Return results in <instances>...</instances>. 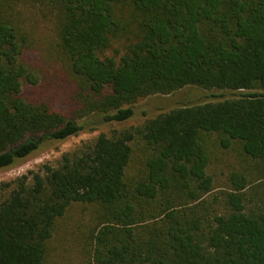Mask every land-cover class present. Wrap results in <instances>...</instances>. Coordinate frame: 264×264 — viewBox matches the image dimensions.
I'll return each mask as SVG.
<instances>
[{"label":"trees","instance_id":"trees-1","mask_svg":"<svg viewBox=\"0 0 264 264\" xmlns=\"http://www.w3.org/2000/svg\"><path fill=\"white\" fill-rule=\"evenodd\" d=\"M20 6L53 17L75 102L47 89L26 96L40 78L24 61L32 44ZM124 10L134 40L120 58L104 56L126 28ZM188 87L209 95L1 184L0 264H47L56 224L75 205L98 213L94 264H264V207L246 193L248 178L233 173V191L205 200L213 137L264 171V0H0V171Z\"/></svg>","mask_w":264,"mask_h":264},{"label":"rangeland","instance_id":"rangeland-1","mask_svg":"<svg viewBox=\"0 0 264 264\" xmlns=\"http://www.w3.org/2000/svg\"><path fill=\"white\" fill-rule=\"evenodd\" d=\"M15 15L20 29L29 36L32 44L24 61L29 69L40 78L39 87L25 84V94L28 99L37 100L38 97H43L41 92L47 89L54 95L61 91L71 102H75V83L56 52L58 33L53 17L34 6H20ZM121 17L125 20L124 27L126 28L113 41L112 47L104 53V56L120 58L125 53L126 46L134 40L136 28L131 25V12L124 10ZM208 95L206 91L199 88L188 87L172 96H159L141 101L136 106L137 118L135 120L87 128L76 137L45 147L17 165L0 171V185L14 182L31 171H39L45 165L56 166L64 154L74 151L83 144L95 141L100 134L111 135L116 130L142 126L147 118L157 115L166 108L202 102ZM100 119L102 115L91 116L79 123L84 124ZM212 140L216 142V145L212 142L214 161L209 173L214 177L215 189L205 200H212L216 195L221 196L222 193L233 191L231 176L238 172L249 180L250 185L246 193L253 203L264 207V171L251 161L239 156L237 148L221 149L217 136ZM137 145L139 148L136 154L137 160L134 166L132 165L134 175H139V172L143 170L141 160L145 146L143 143ZM215 207L221 209V205L217 204ZM98 223V213L95 207L73 206L56 224L53 238L48 244L47 264H94V235Z\"/></svg>","mask_w":264,"mask_h":264}]
</instances>
